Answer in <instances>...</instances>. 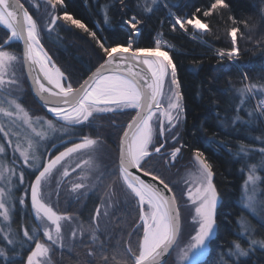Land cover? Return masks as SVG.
<instances>
[{
    "label": "snow or ice",
    "instance_id": "1",
    "mask_svg": "<svg viewBox=\"0 0 264 264\" xmlns=\"http://www.w3.org/2000/svg\"><path fill=\"white\" fill-rule=\"evenodd\" d=\"M44 2L51 6L54 12L57 5H63V0H44ZM34 6L39 7L38 4ZM228 7L225 0H211L202 15L209 17ZM151 10L150 8L146 9V11ZM200 12L201 9L197 8L196 13ZM228 19L233 24H237L233 16H229ZM60 20L66 23L70 22L71 25L88 33L95 39L103 53L101 57L103 62L79 87H74L71 82L65 83V73L52 62V58L44 49L39 37L38 22L24 4L20 0H0V26L7 29L9 33L3 45H0V95L4 97L3 100H0V115L10 120L11 125H15L14 128L11 125L0 124V134L7 141V147H12L13 154L19 153V157L23 159L26 166L31 167L30 162L39 161V165L33 173L35 178L29 183L31 211L35 220L43 226V236L51 242V245L42 243L35 235V231L38 229L30 232L27 227H24V240L34 243V247L28 251L25 264H51L52 245L63 247L64 237L61 222L71 220L70 216L59 214L45 201V186L54 177V172L58 170V167L62 166V162L75 154L82 152L93 154L83 162L92 167L93 156L102 147V142L84 135L79 142H71V146L64 147V150L59 151L57 155L40 159L42 156L41 142L47 140V130L54 132L57 129L51 120H42V118H37L36 122L41 123V128L37 129L32 117L23 106L16 99H9L10 93L7 90L11 86L19 88L14 65L21 62L28 68L29 78L33 80L34 89L47 106V111L53 114L57 121H63L65 126H90L92 119L97 115L115 113L124 109H133L136 112L120 137L118 179L123 182L127 190L125 196L129 204L134 203L135 207L139 209V223L136 228L137 231L142 229V235L138 236L135 246L131 241H128L123 254L116 253L121 256L117 264H164L163 258L170 256L175 249L179 250L178 259L181 264H197L198 257L203 254L217 228L219 198L213 183L212 165L201 151H194L197 167L190 174L191 182L186 181L188 188L185 193L187 201L194 210L192 214L193 232L190 234L188 242L182 247V226L178 199L168 183L144 168L153 155L161 154L167 143L166 134L178 126L185 111L177 69L173 60L167 51L161 50L159 41L156 42L153 49L133 48L131 42L127 47L119 45L107 47L81 20L74 18L67 11L59 15H51L48 30L51 31ZM124 23L138 31L137 25L140 24V20L136 16H132ZM243 23L247 27V22ZM187 25H191L197 30L207 31L209 28V25L197 18L195 13L188 19L176 16L172 27L175 30L176 26H179L180 29L186 31ZM240 31L238 26L228 30L227 34L231 37L232 47L227 53L221 51L219 53L221 58L227 55L231 59L239 55L237 34ZM242 35L241 33V38ZM12 41L23 42L22 58L11 51L3 50ZM141 53L145 54L141 55ZM33 71L36 72L34 78L31 75ZM10 72L11 75H9ZM166 82L168 83V94L165 107ZM256 89L257 85L251 84L245 85L239 91L240 95L244 96ZM50 98H53L52 106H48ZM5 101L8 106H5ZM257 110L264 114V100L259 101ZM17 121H22L29 131V135L25 137L26 146L20 141L23 129L15 130L20 128ZM113 123L115 122L113 121ZM13 137L16 138L14 147ZM176 138V136L172 137L173 140ZM154 141L163 142L158 143L157 146ZM260 151L264 154V148ZM5 152V146L0 145V154ZM180 152L181 148L179 147L171 151L172 161H175ZM240 152L247 155L248 150L242 145ZM80 167L81 164L77 163L76 168ZM258 168H264V164L248 166V175L242 189L244 207L253 211L257 207L264 209V201L257 199L258 182L262 180V177L257 174ZM130 169H136L137 172L142 171L146 177L151 176L152 180L158 181L160 185H163V188L146 182L140 175H134ZM72 171L74 172L75 169ZM9 172L15 175V170L9 169L7 164L0 165V182L5 184L4 187H0V217L3 221L10 222L13 201L16 200V197L13 191L15 185L12 176L8 175ZM37 172L38 174H36ZM69 176L70 172L65 167L61 178ZM86 179L87 176L79 177L80 181ZM98 179L102 180L103 174ZM19 184H24L23 170L19 174ZM59 185L60 181L57 180V187ZM86 187L87 185L83 182H75L71 186V191L77 192ZM18 203L23 206L27 201L21 196ZM100 214L98 206L95 216L92 217L93 222L98 221ZM104 214L107 215V212ZM242 227L246 232L251 231V226L246 221L243 222ZM11 231L9 228V232ZM72 235L73 237L76 235L75 229ZM95 238L93 235V239ZM3 239L7 241V244L19 242L17 238L8 233H5ZM256 243H260L264 247V241H251V244ZM234 247L239 255H246L240 243L234 242ZM93 254L92 251L88 252L90 256ZM4 255L3 248H0V256ZM103 259L105 264H109L107 256H104ZM115 259L114 255L113 260Z\"/></svg>",
    "mask_w": 264,
    "mask_h": 264
},
{
    "label": "trees",
    "instance_id": "2",
    "mask_svg": "<svg viewBox=\"0 0 264 264\" xmlns=\"http://www.w3.org/2000/svg\"><path fill=\"white\" fill-rule=\"evenodd\" d=\"M263 1L225 0L229 7L209 17H203L202 13L211 0H155V3L153 0H63V5H57L56 9L58 15L67 11L81 20L107 47H127L131 42L133 48L153 49L158 40L166 45L177 69L185 109L180 123L181 155L189 157L195 150L204 154L212 165L213 183L220 198L216 234L209 242L204 261L198 264H264V247L256 243L257 246L250 249L252 240L264 241V209H261L260 219H256L238 204L246 168L264 164V154L260 151L264 148V114H260L255 105L256 101L264 99ZM147 8L152 10L146 11ZM197 8L201 9L200 13H196ZM194 13L209 25L207 31L197 33L191 25L186 26V31L178 26L173 29L176 16L188 19ZM132 16L140 20L138 31L124 23ZM229 16H233L237 24H233ZM245 21L247 27L243 23ZM234 26L241 30L237 34L239 55L231 59L227 55L221 58L219 53H227L232 47L227 32ZM55 32V40L50 43L44 41V45L65 73L67 81L77 87L102 62L103 53L95 39L73 25L59 27ZM3 39L4 33L0 31V44ZM10 49L19 52L18 44L11 45ZM26 84L20 99L23 107L33 116L49 118L34 101ZM251 84H256L257 89L241 96L239 90ZM131 117V112L127 111L113 115L115 123L110 122V116H105L94 118L90 126L59 125L66 131L62 140L102 135L109 144L115 145ZM242 145L248 150L247 155L240 152ZM58 151H52L50 155ZM144 168L160 176L150 165L145 164ZM35 170L24 175L25 182L21 186L25 189L27 201L24 210L17 207L12 213V228L19 242L10 248L2 244L6 255L16 257L0 259V264H24L28 251L34 246V243L24 240L23 228L27 227L30 232L38 228L29 213L28 201L29 183L35 178ZM257 174L262 177L258 182V192L264 201V168H258ZM19 191L17 189L16 194ZM97 201L91 198L83 206L82 220L90 219ZM238 220L251 226L250 238L239 236ZM134 223L135 219H132L123 229V237ZM35 235L37 239L41 238L39 230ZM139 235L133 234V246ZM234 242L241 244L246 255L233 254ZM53 257L54 264H78L77 258L64 251L58 253L54 250ZM86 258L82 256V264H105L99 258L91 261ZM120 258V255L117 260L109 258V264H117Z\"/></svg>",
    "mask_w": 264,
    "mask_h": 264
},
{
    "label": "rangeland",
    "instance_id": "3",
    "mask_svg": "<svg viewBox=\"0 0 264 264\" xmlns=\"http://www.w3.org/2000/svg\"><path fill=\"white\" fill-rule=\"evenodd\" d=\"M25 4L26 8L29 10L30 14L33 15L34 19L38 22L39 26V37L44 49L48 52L49 56L52 58V62L56 64L57 67L60 66L56 63V60L52 57L47 47L44 45V41L53 42L55 40V31L59 27H66L67 25H71L69 22H64L62 20L57 22V25L53 27L51 31L48 30V24L51 22V15H58L56 11L54 12L51 9V6L47 5L44 0H22ZM39 5V7H35L34 5ZM263 11H264V1H263ZM179 27V26H178ZM192 27V26H191ZM193 30L197 33H203L205 30ZM0 31L4 33V39L2 40L0 45H3L5 39L9 35L8 31L0 26ZM161 44V50L166 51V45L162 43V40H158ZM13 44H18L15 41L10 42V45L5 46L3 50H8L21 57L20 46L19 52L10 49V46ZM61 69V68H60ZM15 76L19 81V88L17 89L15 86H11L7 91L10 93L9 99H16L18 103L22 106L23 104L20 102V99L25 93V76L23 73L22 62L16 63L14 65ZM62 71V70H61ZM63 72V71H62ZM11 75V72L9 73ZM66 77V76H65ZM65 83H68L67 79ZM27 85V84H26ZM167 94H168V83L165 84V98H164V106L167 105ZM4 97L0 95V100H3ZM264 100V99H262ZM5 106L7 105V101L4 102ZM256 109L259 107V101H256ZM24 108V107H23ZM25 109V108H24ZM26 110V109H25ZM27 111V110H26ZM131 112L132 116L135 113L133 109H124L115 113H108L103 115H97V117H107L110 116V122L114 120L113 115L119 114L122 112ZM258 111V110H257ZM33 119V123L35 124L37 129L41 128V123H37V118H42V120H51L56 131H48V138L45 141H42V147L40 152L44 159L50 157V153L59 149V151H63L64 147L71 146V142H79L80 138H68L62 140L66 136V131L64 128L60 127L65 126L63 121H57L55 117L48 115L44 117L42 115L33 116L29 111H27ZM260 114L261 112L258 111ZM182 117V116H181ZM109 119V118H108ZM131 119V118H130ZM94 120V119H92ZM113 123V122H112ZM180 123L178 126L173 129L170 133H167V143L165 148L162 149L161 154H155L151 159L148 160L147 165H150L153 170L159 172V175L162 179L172 187L175 196L178 199L180 214H181V226H182V237H181V247L188 242L190 234L193 232L192 228V214L194 210L192 209L191 204L187 201V197L185 195L188 183H190V174L195 171L197 165L194 159V154L189 157H185L181 155V152L177 155L175 161H172L170 156L171 151L174 148H180ZM0 124L11 125V121L0 115ZM17 124L20 125V128H16V131L21 132L20 141L26 146L25 137L29 135L28 129L23 125L22 121H17ZM58 124V125H57ZM107 124V123H106ZM111 126L112 124L109 123ZM15 128V125H11ZM126 126V125H125ZM65 127H75V126H65ZM113 127V125L111 126ZM125 128V127H124ZM124 130V129H123ZM157 130H158V122H157ZM89 136V135H88ZM121 136V135H120ZM173 136L177 138L175 140L172 139ZM91 137V136H90ZM93 139H99L102 142V147L97 150V152L93 156V166L89 167L84 164V161L89 159L91 153L82 152L79 154H75L74 156L67 158L64 162H62V166L58 167V170L54 172V177L50 180V182L45 186V201L49 203L55 211L59 214L68 215L71 217L69 221H62V234H63V247H59L58 245H52L51 252V264H54V250L58 253L65 252L70 256H74L77 258L78 264H82L81 261L82 256L87 257L86 259L94 260L101 259L104 261L103 257L109 256V258L113 259L115 255L116 258L119 255L116 253L123 254L126 243L128 241L134 240L133 234L137 233L142 235V229L137 231L136 225L139 223V209L135 207V204H129L126 199L125 192L127 191L123 185V182L118 179L119 170L117 165L118 158V142L120 137H118V141L116 144H109L108 141L104 139V137L96 136L91 137ZM16 138L13 137V147L15 146ZM163 141H154V143L158 146V143ZM0 145H4L6 148V152L4 154H0V165L7 164L9 169L15 170V175H12L11 172L8 175L12 176V181L15 187L13 191L15 193L16 200L13 201L12 213L15 208L19 207L20 210H24L25 205L21 206L18 203V200L21 196L24 197L25 189L21 188L22 185L19 184V174L21 170H23L24 175L26 172H31L36 169L39 164V161H32L31 167L26 166L22 158L19 157V153L13 154L12 147H7V141L3 139L2 134H0ZM55 145V147H53ZM111 145V146H110ZM47 149V150H45ZM58 151V152H59ZM58 152L55 154L57 155ZM39 155V154H38ZM53 155V156H55ZM13 160L15 161L13 163ZM80 163L81 167L76 168V164ZM67 168L70 172V176L67 178H61V174L64 168ZM72 169H75L73 172ZM114 173V174H113ZM103 174V179H98V177ZM248 175V168L244 173V182ZM87 176L86 180L80 181L79 177ZM57 180L60 181L59 187H57ZM186 181L188 183H186ZM25 182V179H24ZM75 182H83L87 185L86 188L81 189L77 192L71 191V186ZM240 188V195L238 199L239 206L250 216L260 219L261 208L257 207L254 211L247 209L244 207L243 200V185ZM112 187H109V186ZM4 182H0V187H4ZM21 188V189H20ZM21 190L16 194V190ZM93 198L97 201L96 207L92 212V215L88 221L82 220L80 217V213L83 210V206L90 202V199ZM257 199L262 201L259 197L258 187H257ZM110 205V206H109ZM99 206L100 208V216L98 217L97 222H93L92 217L96 214V209ZM107 212V215L104 213ZM29 213L33 217L37 229L42 234V238L40 241L42 243L51 245L50 241L43 236V226L40 225L39 221L35 220L34 215L31 211V200H30V191H29ZM135 219V223L132 226L131 230L126 234V237H123V229L125 230L127 224ZM243 220H238L239 227V236L242 238H250V232H246L242 227ZM46 225L47 222L45 221ZM123 226V228H121ZM9 228L12 230L9 232ZM76 230V235L73 237L72 232ZM33 230H36L33 228ZM95 230V231H93ZM5 233H8L10 236L16 238L13 228H12V214L9 221H3L2 217H0V248H3L4 245L10 247L16 246L15 244H7V241L3 239ZM93 235H95V239H93ZM134 243V242H132ZM3 244V246H2ZM251 244V242H250ZM257 246V244H251L250 249ZM34 247V246H33ZM207 248V247H206ZM92 251L93 255H88V252ZM178 249L172 251L171 255L165 262V264H181L178 259ZM206 249L204 250V252ZM203 252V254H204ZM246 252V251H245ZM84 253V254H83ZM202 255L198 257V261L202 259ZM233 254L238 255L239 253L236 251L235 247L233 248ZM16 256L8 254L4 256H0L1 260H12ZM93 258V259H92ZM117 260V259H116ZM26 262V260H25ZM25 264V263H24Z\"/></svg>",
    "mask_w": 264,
    "mask_h": 264
},
{
    "label": "water",
    "instance_id": "4",
    "mask_svg": "<svg viewBox=\"0 0 264 264\" xmlns=\"http://www.w3.org/2000/svg\"><path fill=\"white\" fill-rule=\"evenodd\" d=\"M21 2V1H20ZM22 3V2H21ZM26 8V7H25ZM7 30V29H6ZM15 42H17L18 44H19V46H20V52H21V58H22V54H23V50H24V44H23V42L22 41H15ZM116 47V46H115ZM121 47H124V46H121ZM131 51V50H130ZM145 53H141V55H144ZM103 62V61H102ZM101 62V63H102ZM100 65V64H99ZM99 65H97L88 75H87V77L85 78V79H88V77L92 74V72H94L95 70H96V68L97 67H99ZM22 68H23V73H24V76H25V80H26V83H27V86H28V89H29V92H30V95L32 96V98L34 99V101L42 108V110L45 112V113H47L48 115H50V116H52V117H54L53 116V114H51V113H49L48 111H47V106H45V104H44V101L40 98V96L37 94V92L35 91V89H34V85H33V80L31 79V78H29V70H28V68L27 67H25L24 65H23V63H22ZM32 78H34L35 76H36V72L35 71H33L32 72ZM84 79V80H85ZM83 80V81H84ZM83 81L81 82V83H83ZM80 83V84H81ZM79 84V85H80ZM79 85L77 86V87H79ZM45 95H47V94H45ZM52 99L53 98H50V102H49V105L48 106H52ZM136 114V112L134 113V115ZM133 115V116H134ZM132 116V117H133ZM132 117H131V119H132ZM131 119L127 122V124L131 121ZM127 124H126V126H125V128L127 127ZM124 128V129H125ZM123 135V132H122V134H121V136ZM120 136V137H121ZM119 141H120V139H119ZM117 165H118V170H119V142H118V158H117ZM130 171H132L133 172V174L134 175H140L141 176V178L142 179H144L146 182H148V183H153V184H156L158 187H160V188H163V185H160L159 184V182L158 181H153L152 180V178H151V176H144L143 175V172L141 171V172H137V170L136 169H130ZM166 194H169V195H171L170 193H166ZM218 198H219V196H218ZM219 203H220V198H219V200H218V205H219ZM215 234H216V231L213 233V235H212V237H211V239H213L214 238V236H215ZM211 239L209 240V242L211 241ZM209 242H208V245H207V248H206V251L204 252V254H203V256H202V259L200 260V261H198L197 262V264L198 263H201L202 261H204V259H205V257L207 256V254H208V251H209ZM169 258V256H166V257H164L163 259H164V264H165V262L167 261V259Z\"/></svg>",
    "mask_w": 264,
    "mask_h": 264
},
{
    "label": "flooded vegetation",
    "instance_id": "5",
    "mask_svg": "<svg viewBox=\"0 0 264 264\" xmlns=\"http://www.w3.org/2000/svg\"><path fill=\"white\" fill-rule=\"evenodd\" d=\"M43 159H44V158H43ZM31 172H32V171H31ZM29 191H30V188H29ZM28 198H29V194H28ZM28 201H29V199H28ZM32 219H33V217H32ZM33 220H34V219H33ZM40 234H41V233H40ZM41 238H42V234H41ZM41 238H40V239H41ZM40 239H39V240H40ZM25 260H26V259H25Z\"/></svg>",
    "mask_w": 264,
    "mask_h": 264
}]
</instances>
